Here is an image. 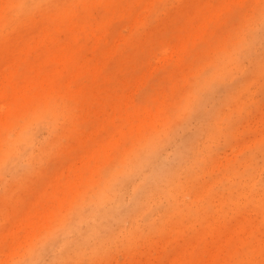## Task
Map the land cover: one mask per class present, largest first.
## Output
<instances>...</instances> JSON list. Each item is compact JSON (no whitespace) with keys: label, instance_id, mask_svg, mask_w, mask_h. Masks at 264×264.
Segmentation results:
<instances>
[{"label":"rangeland","instance_id":"obj_1","mask_svg":"<svg viewBox=\"0 0 264 264\" xmlns=\"http://www.w3.org/2000/svg\"><path fill=\"white\" fill-rule=\"evenodd\" d=\"M0 264H264V0H0Z\"/></svg>","mask_w":264,"mask_h":264}]
</instances>
